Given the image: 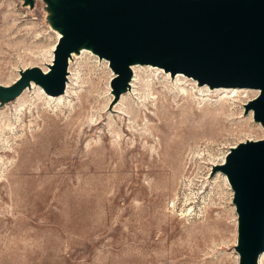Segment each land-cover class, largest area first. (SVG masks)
<instances>
[{
  "label": "rangeland",
  "instance_id": "374dc122",
  "mask_svg": "<svg viewBox=\"0 0 264 264\" xmlns=\"http://www.w3.org/2000/svg\"><path fill=\"white\" fill-rule=\"evenodd\" d=\"M52 14L0 0V264H238L233 193L212 168L264 136L244 107L257 91L142 65L115 98L82 47L62 98L14 96L20 71L51 62Z\"/></svg>",
  "mask_w": 264,
  "mask_h": 264
},
{
  "label": "water",
  "instance_id": "95a60500",
  "mask_svg": "<svg viewBox=\"0 0 264 264\" xmlns=\"http://www.w3.org/2000/svg\"><path fill=\"white\" fill-rule=\"evenodd\" d=\"M60 31L44 71L26 67L11 89L32 82L48 95L64 93L73 52L90 48L113 72L115 98L131 80V65L183 74L199 86L254 89L245 104L264 131V0H47ZM232 190L238 264H258L264 252V136L231 147L214 165Z\"/></svg>",
  "mask_w": 264,
  "mask_h": 264
},
{
  "label": "bare ground",
  "instance_id": "6f19581e",
  "mask_svg": "<svg viewBox=\"0 0 264 264\" xmlns=\"http://www.w3.org/2000/svg\"><path fill=\"white\" fill-rule=\"evenodd\" d=\"M58 29V28H57ZM60 36V31H59V29H58V35H57V39H58V37ZM55 45V44H54ZM85 48V47H84ZM88 50H90V52H92L91 51V49L90 48H88ZM75 54V52H73L72 53V55H71V57L73 56ZM71 57H70V59L69 60H71ZM51 61V60H50ZM106 61V60H105ZM107 62V61H106ZM51 63V62H50ZM50 63H48V64H50ZM135 66H142V64H139V63H135V64H133V65H131V72H132V70H133V67H135ZM144 66H146V67H148V68H154L155 66H151V65H144ZM155 68H158V69H161V68H159V67H155ZM44 71H47L48 70V68H46V69H43ZM180 75H183V74H178V76H180ZM175 76V75H174ZM184 76V75H183ZM173 77V76H172ZM132 78V77H131ZM68 82V81H67ZM129 82H131V81H129ZM32 84H35L34 82H32L31 84H30V87L28 86V89L29 88H31V86H32ZM66 85H67V83H66ZM38 86V85H37ZM129 86H131V83H129ZM199 86V85H198ZM203 86H205V85H203ZM202 86V87H203ZM205 87H207V86H205ZM208 89H209V91L211 90V88H209V87H207ZM66 89V88H65ZM240 89H242V88H240ZM38 90L41 92V93H43L46 97H48V98H51V99H60V98H62L63 97V94L65 93V91H64V93L63 94H61V95H59V96H51V95H48V94H46L42 89H41V87L40 86H38ZM213 90H222V92H224V93H228V92H236V91H238V88H214ZM254 90V89H253ZM212 91V90H211ZM224 96H226V95H224ZM222 161H224V158H222V160H221V162ZM225 177V176H224ZM226 179V178H225ZM262 255V254H261ZM260 258V257H259ZM258 264H259V261H258Z\"/></svg>",
  "mask_w": 264,
  "mask_h": 264
}]
</instances>
